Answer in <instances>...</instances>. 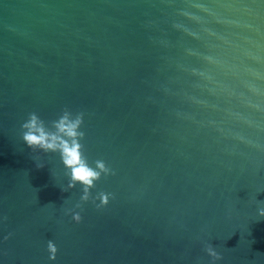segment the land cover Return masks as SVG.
<instances>
[{
    "label": "water",
    "instance_id": "obj_1",
    "mask_svg": "<svg viewBox=\"0 0 264 264\" xmlns=\"http://www.w3.org/2000/svg\"><path fill=\"white\" fill-rule=\"evenodd\" d=\"M64 109L86 202L22 140ZM261 212L264 0H0V264H264Z\"/></svg>",
    "mask_w": 264,
    "mask_h": 264
},
{
    "label": "clouds",
    "instance_id": "obj_2",
    "mask_svg": "<svg viewBox=\"0 0 264 264\" xmlns=\"http://www.w3.org/2000/svg\"><path fill=\"white\" fill-rule=\"evenodd\" d=\"M83 115V113L73 115L71 111L64 109L59 118L48 126L36 113H31L26 122L21 125V132L23 143L32 151L39 150L44 153L59 154L66 170L65 175L69 177L67 189H72L77 184L81 185L83 195L80 200L86 202L89 200V190L94 187L101 175L107 177L113 173L102 160L95 161L94 167L91 166L84 155L83 145L80 143L84 138V133L80 131ZM37 167L41 168L43 165L40 164ZM95 199L99 200L97 207L100 208L108 204L109 196L99 193ZM76 207H80V204H77ZM260 215L264 216V212H261ZM72 220L79 223L81 216L75 213L72 215ZM47 251L49 259L54 260L57 249L53 242L47 243ZM207 252L215 259L220 258L211 247L207 249Z\"/></svg>",
    "mask_w": 264,
    "mask_h": 264
}]
</instances>
